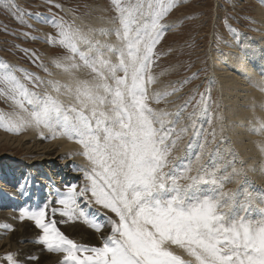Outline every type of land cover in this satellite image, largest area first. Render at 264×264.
Masks as SVG:
<instances>
[{"label":"snow or ice","instance_id":"snow-or-ice-1","mask_svg":"<svg viewBox=\"0 0 264 264\" xmlns=\"http://www.w3.org/2000/svg\"><path fill=\"white\" fill-rule=\"evenodd\" d=\"M112 2L118 13L114 30L122 41L119 47L96 40L91 35L95 30L85 32L74 21L52 18L57 34L49 41L67 49L55 61L56 67L70 71L83 66L94 74L90 80L76 82L72 90L75 103L66 104L50 92L35 91L54 82L21 68L22 79L33 86L30 89L12 67L0 63V78L12 85L9 95L17 105L6 121L0 115V125L13 132L45 128L53 137L59 132L75 138L89 161L82 186L71 183L59 199L25 204L19 209L20 219L33 221L41 231L35 243L49 253L63 254L56 264H264V208L258 209L260 218L256 220L246 214L233 215L232 202L241 190L220 191L233 177H241L243 183L247 178L244 167L234 166L238 154L224 134L219 99L213 100L211 88L199 92L197 85L174 112L154 109L148 102L147 86L155 81L150 71L155 48L171 27L162 19L177 0ZM228 28L236 31L231 25ZM110 31L99 30L104 35ZM105 49L118 54V62L113 63ZM32 57L35 62L34 52ZM259 87L264 90V81ZM175 91L178 89L173 88ZM168 95L167 91L155 92L152 98L159 103ZM213 104L216 112L209 115L205 129L198 125V117L210 113ZM105 105L110 107L105 110ZM190 106L192 111L186 112ZM259 130L264 133V121ZM185 137H189L187 143ZM259 147L264 154V142ZM181 148L179 158L173 155ZM229 154L232 160H225ZM205 156L207 164L202 162ZM193 157L197 175L188 177ZM169 165L172 167L166 171ZM229 166L231 173L219 175ZM177 174L191 183L181 185ZM21 180L16 186L25 195L28 178ZM200 184L211 186V194L201 195ZM242 194L245 199L240 207L247 213L253 198L249 192ZM84 205L99 206L97 212L107 224L90 216ZM81 219L101 234L100 244L77 242L58 226ZM172 246L183 254L174 252ZM0 264H40V257L9 251L0 256Z\"/></svg>","mask_w":264,"mask_h":264},{"label":"rangeland","instance_id":"rangeland-1","mask_svg":"<svg viewBox=\"0 0 264 264\" xmlns=\"http://www.w3.org/2000/svg\"><path fill=\"white\" fill-rule=\"evenodd\" d=\"M127 2L129 0H122V3ZM56 4H60L62 7L57 8L54 6ZM263 9L264 0H177L175 6L162 19V23L169 24L171 27L164 32V37L155 48L156 55L153 57L150 69L155 81L147 86L150 106L159 110L164 107L163 110L174 112L177 110V106L182 105L192 95V90L197 85L199 92L211 88L213 100L219 99L220 101L222 92L218 88L219 85L213 72V68H216L218 72H223L220 65L222 61L217 58V54H223L224 58L230 54L233 47L238 45L242 49L246 38H254L261 31L260 27L263 25L261 21L264 15ZM54 16L63 17L69 23L74 21L75 24L82 26L85 32L89 31V27L98 33H100V29H112L108 32L111 35L105 36L113 37V39L108 41L98 38L101 42H108L118 47V45L121 46L122 41L114 30L118 25V13L112 0H0V63L12 67L14 74L21 78V83H26L30 89L33 86L22 79L23 73L19 72L21 68L28 69L46 82H54L46 83L41 88L34 90L49 92L50 89L53 96L59 94V98H63L64 95H69L64 94L66 91L61 89V81L59 78L55 79L54 71L64 69L56 67L55 61L57 58H62L67 53V49L49 41L50 36L57 34V29L51 22ZM111 23L113 25H108ZM88 25L90 26L88 27ZM228 25H231V28L236 31H229ZM33 52L37 57L35 62L32 57ZM105 52L107 53V49ZM107 55L113 63L118 62V54L107 53ZM45 67L47 71H45ZM80 69H85V67L78 70ZM88 74L91 77L93 75H90L89 70ZM56 87L60 88L59 92L55 90ZM173 88L178 91L173 92ZM11 89L12 85L0 78V115L5 117V121L10 114L17 110L15 101L9 95ZM165 91L171 95L165 96L159 103H156L152 94ZM175 93L179 94L175 95ZM196 99H199V96ZM222 110L221 105L219 110L221 114ZM191 111V106L186 109V112ZM215 112L216 106L213 104L210 113L198 117V125L207 129L209 115ZM215 126L214 121L213 127ZM31 128L33 129V127ZM29 130L30 128L27 127L22 131L13 132L0 125V138H3L0 139V161L7 159L9 165L13 166L12 170H15L20 163L19 159L27 155L23 147L18 144L14 146L6 140L9 137L29 134ZM188 139L189 137H185L184 143H187ZM209 147L214 146L210 145ZM182 154L183 148L173 153L178 158ZM228 159L229 155L226 160ZM10 161L14 164H11ZM202 162L207 164L208 157L205 156ZM2 164L3 169L6 164L4 162ZM195 164L193 160L192 172L187 173L188 177L196 176L197 172L194 170L197 171L198 166ZM171 167L172 165H169L166 171ZM229 167L227 171H221L219 175H227ZM179 176L182 175L177 174L178 183L181 185L191 183V180ZM237 178V182L234 183L231 180L227 186L231 189H240L245 186L242 178L238 176ZM200 186H204V184H200Z\"/></svg>","mask_w":264,"mask_h":264},{"label":"bare ground","instance_id":"bare-ground-1","mask_svg":"<svg viewBox=\"0 0 264 264\" xmlns=\"http://www.w3.org/2000/svg\"><path fill=\"white\" fill-rule=\"evenodd\" d=\"M262 11L264 14V9ZM261 21L263 24L260 27L261 31L259 30L260 32L254 38H246L242 44V49L237 45L224 58L223 54H217V58L222 61L220 65L223 72H218L216 68H213L214 76L219 85L218 88L222 92L220 102L226 125L224 134L238 154L234 166L237 168L244 167L246 170L247 183L240 188L241 194L237 195L232 202L231 211L233 215L246 214L253 220L260 218L258 209L264 208V202H262V197H264V171L261 170L264 166V154L261 153L259 147L264 142V133L259 130L261 122L264 121V90L259 87V83L264 81V15ZM108 35L111 34L108 33ZM92 36L96 40L98 38L108 41L113 39V37L108 38V36L95 31H92ZM54 72L55 79L59 78L61 81V84L59 83L61 89L64 92L66 91L63 93L69 95L65 96L63 94V98H59L66 104L75 103L74 91L72 90H74L77 81L92 79L87 68L78 71L63 69ZM48 91L51 92L50 89ZM178 94L175 93V95ZM55 95L59 97V94ZM108 107L110 105H105V110ZM162 108L164 109V107ZM29 128V134L9 137L6 140L14 146L18 144L26 150L27 156L19 159L21 161L16 169H11L13 166L9 165L7 159L0 161V256L9 251L19 250L23 254L36 253L40 257V264H56V262L63 259V254L49 253L42 245L34 242L35 238L42 233L35 227L33 221L27 218L20 219L19 209L25 204L35 206L44 201L59 199L60 194L66 190L65 186L71 183H76L78 187L82 186L84 166H87L89 161L82 154V145L75 138H69L66 135L59 134V132L53 137L48 129ZM41 132L45 133L41 135ZM227 157L228 155L225 160ZM228 160H232L231 154H229ZM241 160L245 161L243 165L240 164ZM3 162L6 166H3L2 169ZM10 163L14 164L11 161ZM194 172L197 171L194 170ZM229 173H231V166L229 167ZM22 177L28 178L25 195H21L16 186L18 180L23 182ZM231 180L235 183L238 178L233 177ZM228 183L229 181L224 182L220 191L233 193L239 189H231L227 186ZM210 187L209 185L200 186L199 188L202 190L200 194H211L208 191ZM245 191L251 193L253 198L251 201L252 206L249 207L247 213H244L240 207L245 199L242 194ZM81 204H83V201H81ZM84 207L90 216H94L107 224L104 215L97 212L99 206L84 205ZM108 215L113 216L114 219L116 218L110 211ZM56 218L59 219V216ZM5 224L11 227L5 229L3 227ZM58 226L66 235L77 242L90 245H98L102 242L101 234L85 224L82 219L75 223H69L67 226ZM172 250L177 254H179L178 252L183 253L175 246H172Z\"/></svg>","mask_w":264,"mask_h":264}]
</instances>
